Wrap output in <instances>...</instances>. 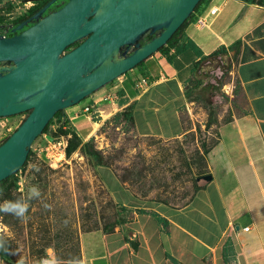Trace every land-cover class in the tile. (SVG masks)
Segmentation results:
<instances>
[{
  "label": "crops",
  "instance_id": "1",
  "mask_svg": "<svg viewBox=\"0 0 264 264\" xmlns=\"http://www.w3.org/2000/svg\"><path fill=\"white\" fill-rule=\"evenodd\" d=\"M215 1L219 5L212 4L209 10L219 12L210 17L207 32L196 38L185 30L177 44L191 41L199 54L189 48L158 51L130 75L63 110L82 139L95 130L91 120L95 108L103 112L99 126L118 109L127 108L137 136L174 140L185 132L184 86L201 60L211 58L220 47L236 46L234 76L241 111L217 126L202 183L184 205L172 207L140 200L114 177H107V190L130 213L131 221L111 231L80 233V264H264V5ZM34 5L28 3L26 9ZM86 105L93 107L89 114L81 112ZM81 118L89 127L85 136L75 125Z\"/></svg>",
  "mask_w": 264,
  "mask_h": 264
},
{
  "label": "rangeland",
  "instance_id": "2",
  "mask_svg": "<svg viewBox=\"0 0 264 264\" xmlns=\"http://www.w3.org/2000/svg\"><path fill=\"white\" fill-rule=\"evenodd\" d=\"M242 1L264 5V0ZM28 3L37 5L41 0L0 2L1 37H10L16 22L30 14L35 5L27 10ZM64 3L65 0H58L49 10H56ZM212 4L219 5L215 0H204L198 8L197 16L205 23L211 21L207 14ZM197 18L188 20L185 27L196 38L207 32L205 27L196 29ZM235 56L236 46H232L219 50L217 56L201 60L184 86L185 94H189L185 132L174 140L137 136L127 108L112 113L101 126L103 112L97 115L94 112L91 120L95 130L89 136H85L89 132L85 120L76 121V129L85 136L83 139L72 130L62 133L55 127L53 131L51 127L59 122L53 119L45 133L51 142L65 144L64 156L59 155L56 147L45 150V140L38 136L30 147L26 164L0 186V205L16 199L30 203L27 218L23 220L0 212L3 263L44 264L55 259L56 264H80V233L96 228L111 231L131 221L130 213L107 190V177H114L140 200L172 207L184 205L202 183L205 156L215 142L217 126L241 111L240 89L234 76ZM209 116L212 125L207 126ZM25 117L26 114L17 115L13 121L19 126ZM9 135L0 130V143ZM60 137L63 138L59 140ZM32 185L41 192L39 197L29 200L27 189Z\"/></svg>",
  "mask_w": 264,
  "mask_h": 264
},
{
  "label": "water",
  "instance_id": "3",
  "mask_svg": "<svg viewBox=\"0 0 264 264\" xmlns=\"http://www.w3.org/2000/svg\"><path fill=\"white\" fill-rule=\"evenodd\" d=\"M199 2L67 0L21 33L15 32L27 21L14 27L11 37L0 36V64L11 63L0 65V118L28 113L0 145V182L23 167L33 142L57 111L77 105L156 53ZM156 33L144 45L137 43ZM123 48L127 56L117 59Z\"/></svg>",
  "mask_w": 264,
  "mask_h": 264
},
{
  "label": "trees",
  "instance_id": "4",
  "mask_svg": "<svg viewBox=\"0 0 264 264\" xmlns=\"http://www.w3.org/2000/svg\"><path fill=\"white\" fill-rule=\"evenodd\" d=\"M3 0H0V2H2ZM50 0H41V3L39 4H37V5H35L32 9H30L29 10V12H30V14L29 15H32V14H35L36 12H38L47 2H49ZM204 0H200V2L197 4V6L194 8V11H193V13H191L190 15H189V17L187 18V20L177 29V31L171 36V38L166 42V44L163 46V47H161L158 51H164L165 49H167V48H175L177 51H183L184 49H187V48H189V49H191V50H193V51H198L197 52V54H199L200 53V51L198 50V48L194 45V43L193 42H191V41H189V42H187V43H185L184 45H177L178 44V42L181 40V39H183V36H184V31H185V27H186V25L188 24V20H190L191 18H192V20L195 18V14H197L198 13V8H199V6H200V4L203 2ZM246 3H248V4H253V2L252 1H245ZM51 11V10H50ZM28 15V16H29ZM26 18V17H25ZM25 18H21L18 22H16V24L15 25H17V24H19V23H21V21H23V20H25ZM34 22H35V20H34ZM15 25L13 26V27H15ZM155 36H157V35H150V34H147V36H146V39H145V42H147V41H150V40H152ZM79 45V43L78 42H76V43H74V44H72L71 46H69L67 49H66V51H68L69 49H72V48H75L76 46H78ZM232 47V46H231ZM221 49H225V47H220L219 48V50H221ZM219 50L218 51H216V52H214L213 54H211L210 55V57H213V56H217V55H219ZM157 51V52H158ZM143 62H141L139 65H137V66H140L141 64H142ZM215 63V62H214ZM136 66V67H137ZM188 95L189 94H185V97H188ZM124 113H127V112H124ZM23 114H26V116H27V114L28 113H23ZM63 110H59V111H57L56 113H55V115H54V117H53V119H58V123H60V124H63V125H65V129H63L62 128V125H60L57 129L59 130V131H61L62 133H66L68 130H72V128H71V126H70V124H69V122L67 121V119H63L62 120V118H63ZM21 115V114H20ZM25 119V118H24ZM23 119V120H24ZM52 119V120H53ZM129 119H130V121L132 122V119H131V114H130V112H129ZM23 120L20 122V124L23 122ZM51 120V121H52ZM50 121V122H51ZM50 122L47 124V126L44 128V130H43V132H42V134H44L45 133V131H46V129H47V127L49 126V124H50ZM19 124V125H20ZM210 125H212V119H211V117L209 116V118H208V121H207V126H210ZM73 131V130H72ZM74 132V131H73ZM10 136V135H9ZM9 136H7L5 139H4V141L9 137ZM41 136V135H40ZM4 141H2L1 143H0V145L4 142ZM30 152H31V150L29 149V152H28V156H29V154H30ZM28 156H27V158H28ZM26 161H27V159H26ZM25 164H26V162H25ZM24 164V165H25ZM23 165V166H24ZM17 173V172H16ZM16 173H14L13 175H15ZM13 175H11L10 177H8V178H6L5 180H3V181H1L0 182V186H3L4 184H6L7 182H8V180L13 176Z\"/></svg>",
  "mask_w": 264,
  "mask_h": 264
},
{
  "label": "built area",
  "instance_id": "5",
  "mask_svg": "<svg viewBox=\"0 0 264 264\" xmlns=\"http://www.w3.org/2000/svg\"><path fill=\"white\" fill-rule=\"evenodd\" d=\"M219 10L218 8H211L208 12V17H215L218 14ZM197 14H195V18H197ZM208 23H205V21L198 17L196 20V26L198 28L201 27H206ZM142 83H145V80H142ZM83 101V100H82ZM93 111V107L91 105H86L82 108L81 112L84 114H89L90 112ZM14 117H7V118H0V130H2L5 133L11 134L17 127V123L15 121H13ZM65 118V116H63L62 120ZM66 119V118H65ZM60 125H62V128L65 129V125L60 124V123H55V126L51 127V129L53 131H55V127L58 128ZM41 137L44 138L45 140V145L46 148L45 150H48L51 146L55 149L56 147V151L59 150V155L64 156L65 154V144L62 142H51L47 137L48 135H46V133L41 134ZM63 137H60L59 140H61ZM33 146V144H32Z\"/></svg>",
  "mask_w": 264,
  "mask_h": 264
},
{
  "label": "clouds",
  "instance_id": "6",
  "mask_svg": "<svg viewBox=\"0 0 264 264\" xmlns=\"http://www.w3.org/2000/svg\"><path fill=\"white\" fill-rule=\"evenodd\" d=\"M29 193V200L35 197L40 196V189L38 186L32 185L28 187L27 189ZM30 207L29 202H21L19 199H16L14 201H5L3 205H0V212H3L5 214H11L17 217L18 219H26L27 213ZM5 252H7V249H4ZM44 264H56L55 259H48L44 261Z\"/></svg>",
  "mask_w": 264,
  "mask_h": 264
},
{
  "label": "flooded vegetation",
  "instance_id": "7",
  "mask_svg": "<svg viewBox=\"0 0 264 264\" xmlns=\"http://www.w3.org/2000/svg\"><path fill=\"white\" fill-rule=\"evenodd\" d=\"M58 0H56L55 2H57ZM67 2V0H65V3ZM64 3V4H65ZM63 4V5H64ZM63 5H61L59 8H61ZM52 6V5H51ZM50 6V7H51ZM49 7V8H50ZM49 8L43 13V14H41L37 19H32L31 21H27L29 18H31L34 14H32V15H29V16H27L26 18H25V20H23V21H27V23H26V25L20 30V31H16L15 33L16 34H19V33H21L22 31H24L25 29H27V28H29V27H31L32 25H34L35 23H37L40 19H42L43 17H45L46 15H48V14H50V13H52V12H55V11H57L58 9H56V10H49ZM34 20H35V22H34ZM23 21H21V22H23ZM17 25H15V27H16ZM14 27H12L11 28V30L13 29ZM12 35V34H11ZM154 35H158V33H156V34H154ZM146 36H147V34L145 35V36H143L137 43L139 44V46H142V45H144L145 43H147V42H149V41H147V42H145V39H146ZM11 37V36H10ZM151 41V40H150ZM124 50H125V48H123V49H121L120 50V54L118 55V57H117V59H121V58H124V57H126L127 55H125L123 52H124ZM1 66H9V65H7V64H0ZM11 65V64H10Z\"/></svg>",
  "mask_w": 264,
  "mask_h": 264
},
{
  "label": "bare ground",
  "instance_id": "8",
  "mask_svg": "<svg viewBox=\"0 0 264 264\" xmlns=\"http://www.w3.org/2000/svg\"><path fill=\"white\" fill-rule=\"evenodd\" d=\"M94 112H95V115H97L98 112H99V114H102V113H101L102 111H97L96 108L94 109ZM100 116H101V115H100ZM92 117L94 118V113H93ZM96 119H98V118H96Z\"/></svg>",
  "mask_w": 264,
  "mask_h": 264
}]
</instances>
